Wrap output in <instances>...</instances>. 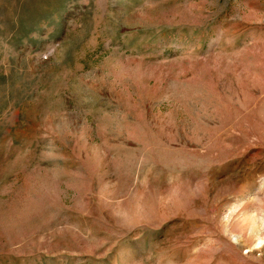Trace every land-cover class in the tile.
<instances>
[{
	"label": "rangeland",
	"instance_id": "obj_1",
	"mask_svg": "<svg viewBox=\"0 0 264 264\" xmlns=\"http://www.w3.org/2000/svg\"><path fill=\"white\" fill-rule=\"evenodd\" d=\"M0 264H264V0H0Z\"/></svg>",
	"mask_w": 264,
	"mask_h": 264
}]
</instances>
